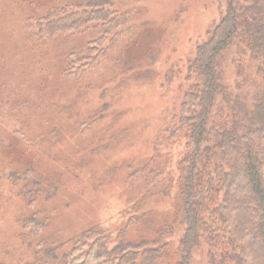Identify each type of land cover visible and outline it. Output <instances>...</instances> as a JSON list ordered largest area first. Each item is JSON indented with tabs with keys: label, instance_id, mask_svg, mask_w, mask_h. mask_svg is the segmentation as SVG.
<instances>
[{
	"label": "rangeland",
	"instance_id": "374dc122",
	"mask_svg": "<svg viewBox=\"0 0 264 264\" xmlns=\"http://www.w3.org/2000/svg\"><path fill=\"white\" fill-rule=\"evenodd\" d=\"M87 1L0 0V264L39 261L46 247L61 256L93 225L136 239L143 225L125 223L139 206L174 221L176 186H166L180 182L187 148L157 143L186 89L182 60L219 22L226 0H113V13L128 18L123 30L103 34L86 65H73L70 55L92 49L100 17L80 30L38 25L47 12L60 17L63 3L70 12ZM220 64L235 88L236 51ZM162 167L172 183L158 181ZM184 227L175 226V240ZM210 250L202 241L190 264H212Z\"/></svg>",
	"mask_w": 264,
	"mask_h": 264
},
{
	"label": "trees",
	"instance_id": "16d2710c",
	"mask_svg": "<svg viewBox=\"0 0 264 264\" xmlns=\"http://www.w3.org/2000/svg\"><path fill=\"white\" fill-rule=\"evenodd\" d=\"M118 5L113 0H90L78 6L81 10L68 12L63 8L71 4L63 3L60 17L47 12L46 23L38 28L45 27L46 33L51 32L49 25L61 32L80 30L100 17L93 25L99 32L92 49L80 48L70 55L73 65H86L81 60L92 58L101 36L120 33L128 21L124 12L113 13ZM102 18L107 20L106 32ZM207 33L182 60L186 89L181 90L170 130L157 143L165 149L184 141L187 148L177 164L180 182L166 186H176L174 221H163L139 206L128 211L125 223L130 230L143 225L144 232L136 239L127 234L115 239L93 225L67 253L59 256L56 247H46L41 251L45 258L21 263L190 264L193 250L206 241L212 264H264V0H226L225 12ZM230 49L240 62L235 88L223 82L220 70ZM240 58L248 60V68ZM252 64L254 74L249 70ZM166 176L172 183L168 168L158 181ZM177 224L185 227L175 240Z\"/></svg>",
	"mask_w": 264,
	"mask_h": 264
}]
</instances>
